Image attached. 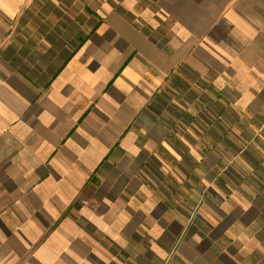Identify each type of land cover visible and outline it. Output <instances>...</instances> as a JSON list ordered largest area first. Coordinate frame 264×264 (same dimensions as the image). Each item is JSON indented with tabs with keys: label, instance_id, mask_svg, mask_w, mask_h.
<instances>
[{
	"label": "crops",
	"instance_id": "1",
	"mask_svg": "<svg viewBox=\"0 0 264 264\" xmlns=\"http://www.w3.org/2000/svg\"><path fill=\"white\" fill-rule=\"evenodd\" d=\"M252 123L264 0H0V264H264Z\"/></svg>",
	"mask_w": 264,
	"mask_h": 264
},
{
	"label": "rangeland",
	"instance_id": "2",
	"mask_svg": "<svg viewBox=\"0 0 264 264\" xmlns=\"http://www.w3.org/2000/svg\"><path fill=\"white\" fill-rule=\"evenodd\" d=\"M221 99L224 101L225 98H221ZM171 101H173L174 103H178V102H176V100L174 98L173 99H169L168 100L169 106H171V105L173 107L175 106L174 104H171L170 103ZM195 102L197 103V101H195ZM217 102H218V100H217ZM191 106H195V104L192 103ZM245 117H243V119H245ZM201 119H202V116L201 115H198L197 114L196 116H194V121H193V123H194L193 124L194 125L193 127L195 128V131L194 132H195V134L198 133L199 134V137L197 139H195V138H193V135L190 136L189 143L191 144V147H190V150H186L188 152V154H189V159L190 160H194L195 157L196 158L202 157L199 154H202L205 151V149H203L202 147H199L198 145L197 146H195V145H196V143H198V141H201V139H204L205 141L208 140L207 136H203V134H207L208 133V125H206L205 122H204L205 123L204 124ZM206 122H207V120H206ZM250 125H253L250 128H247L248 135L251 136L250 137V139H251V142L250 143H252L253 140H256V139L258 140L259 138L264 143V141H263L264 140V131H263L264 130V125H261L260 123H252ZM177 126H179V125H177ZM261 126H263V127H261ZM215 127L217 129V137H218L217 140L222 139V138H226L227 133H229L228 132L229 126H226L225 124H221V125H216ZM223 127L226 128L225 131L222 129ZM218 128H220L221 130L218 129ZM172 133H175V136H176V133H178V132L177 131L175 132V130H173ZM241 133L240 134L238 133L237 135L236 134H233V139L235 140L236 138L239 137V135L244 136L243 133L242 134ZM222 141H225V140L223 139ZM216 151H217L216 158H218L217 159V166L220 165L219 172H222L223 173V171L225 170V167H224L225 166V163L224 162L226 160L225 157H228V159H229L230 156H229L228 150L226 149V151H225L224 148L222 146H220V145H216ZM164 155L170 160V164L173 165V161L171 160V158L167 154H164ZM166 161H168V160L166 159ZM182 166H185V165L182 164ZM167 173H168V171H167ZM192 175H194V176H192ZM189 177H190L189 178V181L186 184L187 186H191L193 184H197V182H198V184H200V186H202V184L204 185V182H206L207 179H208L207 175H205L203 173H201L200 175L191 173L189 175ZM174 181L179 184V182H181V178L178 179V178H176L175 175H170V177H168V178L166 177L164 179H161V178L160 179H158V178L151 179V182L153 184H156L157 183L156 186H158V184H163L165 186H172L174 184ZM223 186H224V184H223ZM204 191L207 192V188H206V190L204 188V190L202 191V193ZM195 210H196V208H194V206H189L188 219H191L192 218L193 214L195 213Z\"/></svg>",
	"mask_w": 264,
	"mask_h": 264
}]
</instances>
